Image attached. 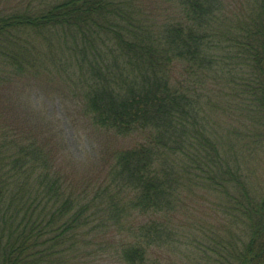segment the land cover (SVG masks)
Wrapping results in <instances>:
<instances>
[{
    "label": "trees",
    "instance_id": "obj_1",
    "mask_svg": "<svg viewBox=\"0 0 264 264\" xmlns=\"http://www.w3.org/2000/svg\"><path fill=\"white\" fill-rule=\"evenodd\" d=\"M222 13V0H178L165 18L139 0H55L0 11V264H97L110 249L124 264H165L162 249H179L181 241L196 248L186 254L190 264H264V193L251 194L225 164L221 127L211 129L205 109L214 97H230L223 85L231 77L227 84L253 116L249 127L264 141V0L246 37L228 36ZM54 40L85 79L83 114L137 140L83 179L57 169L48 136L19 125L28 114L5 106L18 80L42 77L49 59L39 45ZM236 48L246 53L237 71H247L225 74L221 64H233L218 51ZM64 65L55 68L71 70ZM199 173L229 197L226 211L240 234L201 240L182 228L180 238L172 220L180 189L188 175L202 184Z\"/></svg>",
    "mask_w": 264,
    "mask_h": 264
},
{
    "label": "rangeland",
    "instance_id": "obj_2",
    "mask_svg": "<svg viewBox=\"0 0 264 264\" xmlns=\"http://www.w3.org/2000/svg\"><path fill=\"white\" fill-rule=\"evenodd\" d=\"M51 1L55 0H0V11L12 10L14 6L36 7ZM139 2L144 8H152L155 12H160L163 18L166 11H174L178 4V0H139ZM259 3L260 0H222L224 23L221 29L228 36L233 32L232 36L246 37L247 28L252 25L251 20ZM58 43L61 42L54 40L53 44L39 45V49L49 59L46 61L48 68L45 67L46 71L42 77L18 80L9 88L8 96L4 98L5 106L8 104L16 106L21 111V117L28 114L27 121L25 123L18 121L19 125H24L27 130L29 128L39 137L48 136L49 142L59 154L57 169L67 170V173L74 178L83 179L89 173L97 174L116 148L131 147L137 140L108 133L93 125L83 114L80 80L85 79L75 66L74 55L67 52L64 44ZM240 49H233V54L227 49L218 51L220 55L225 56L222 62L233 64L230 70L221 64L225 74L227 71H233L237 76L238 72L247 71L243 68L237 71L236 62L246 60L245 50ZM59 60L65 63V70L68 66H71V70L67 72L57 70L55 64ZM224 79L223 87H229L224 90L229 91L230 97H214L212 100H215L214 103L217 102L218 108L214 103L213 107L210 104L205 108L213 124L211 129L217 133L220 131L222 145L220 156L225 164L246 182L251 194L261 196L264 193V141L258 142L256 130L248 125L252 123L253 116L243 103L241 95L237 96L238 88L227 84L232 78L225 76ZM214 88L218 90L217 87H212ZM218 127L221 129L218 130ZM199 174L204 178L202 184L188 175L184 177L180 189V202L175 208L176 212L174 211L172 219L173 224L181 228L180 238L182 228L201 236L198 238L201 240L204 234H209L213 240L219 236L225 237L227 233L229 234V230L234 234H240L242 226L238 227V224L231 222L226 211L229 197L223 191L213 188L212 184H207L208 180L205 179L204 173ZM139 218L136 217L135 220L138 221ZM195 223L199 224L198 229ZM124 233L127 234L126 231ZM119 236L120 232H116L113 236L118 243ZM162 250L165 264H190L186 254L194 255L196 252V248L185 245L182 241L179 249L172 247L173 251ZM110 252L112 255L109 259L104 262L97 261V264H124L121 258L119 260V254H116L115 250L110 249ZM108 256L109 254L106 257ZM100 259L101 257H98V260Z\"/></svg>",
    "mask_w": 264,
    "mask_h": 264
}]
</instances>
